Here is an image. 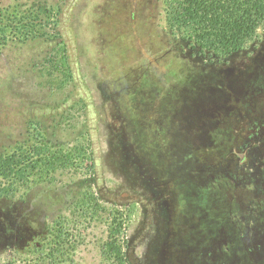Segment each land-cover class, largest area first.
<instances>
[{
  "label": "trees",
  "instance_id": "trees-1",
  "mask_svg": "<svg viewBox=\"0 0 264 264\" xmlns=\"http://www.w3.org/2000/svg\"><path fill=\"white\" fill-rule=\"evenodd\" d=\"M50 7L56 9L52 20L46 17ZM117 14L121 18L113 26L111 17ZM103 16L110 19L101 21ZM34 26L47 29L51 36L26 29ZM145 36L149 45L135 58L139 64L131 70L136 72L130 73V86L124 80L125 76L121 78L116 72L118 66L121 69L125 66L113 58L112 52L122 42L136 41L139 47ZM263 46L264 0H0V175L6 176L26 159L21 157L24 150L28 154L37 152L34 140L30 138L33 126L40 143L51 148L65 144L60 138L64 133L62 120L71 108L81 104L83 124L73 134L87 139L90 176L80 180L78 185H91L97 197L108 203L139 204L138 224L124 240L123 251H117L123 263L168 264L176 245V224L169 215L171 199L164 185L146 167L147 159H139L142 167L135 159L136 148L141 146L140 139L136 143L135 138L133 140L136 127H139L140 136L146 133L142 129L145 118H138L135 110L141 109L138 106L144 99L153 100L148 85L154 61H146L144 55L164 59L167 67L178 64L177 70L168 72L173 80L184 73L193 81L202 72L215 71L225 76L229 72L235 76L241 74ZM58 47L62 48L70 75L66 96L55 103L35 101L22 88L24 78L30 75L33 66L46 60ZM133 48L125 47L128 61L135 57ZM144 60L147 63H143ZM80 65L87 70L96 92L95 99L79 75ZM169 69L173 70V66ZM174 73L176 77L172 75ZM102 78L107 82L104 83ZM122 99L138 104L136 107L121 104ZM247 105L242 104L243 107ZM256 129L257 126L249 122L243 127L244 131ZM243 133L234 132L230 141L220 146L208 141L206 149L220 152V159L225 164L238 161L244 167L243 161L248 155L253 158L252 151H258L261 146H253L252 150L247 149L246 143L231 147V140L235 137L242 141L239 135ZM208 134L211 136V132ZM245 165L250 167L251 164L246 161ZM34 167L28 163L24 168ZM21 172L20 169L16 173ZM105 172L119 180L117 187L105 185ZM244 174L252 180L250 172ZM260 176L264 178V169ZM18 203L23 204L22 201L0 198L2 247L9 239L23 242L43 234L45 223L18 221L21 219ZM247 233L245 229L240 235L246 254L241 262H237L260 264L258 260L264 259V242L249 238ZM202 239L195 237V241ZM195 241L184 240L188 256L192 252H200L203 256L218 245L206 246L207 238L202 243ZM137 247L141 248L139 256L135 254Z\"/></svg>",
  "mask_w": 264,
  "mask_h": 264
},
{
  "label": "rangeland",
  "instance_id": "rangeland-1",
  "mask_svg": "<svg viewBox=\"0 0 264 264\" xmlns=\"http://www.w3.org/2000/svg\"><path fill=\"white\" fill-rule=\"evenodd\" d=\"M55 14V7H50L46 17L52 20ZM108 18L103 16L101 21ZM111 18L112 25L116 26L121 16ZM26 29L51 36L43 27ZM148 45L149 39L145 36L139 47L136 41L122 42L112 52L114 59L124 63L122 69L117 65L116 72L121 78L125 76L129 85L131 75L136 72L131 70L139 64L135 58ZM128 46H136L131 49L135 57L129 61L125 52ZM152 57L144 55L146 61H154L148 85L153 100L144 99L138 106L141 109L135 110L138 118H145L142 129L146 133L140 136L136 127L133 140H141L137 141L141 146H136L135 154L139 167L143 166L139 159L146 158V167L164 185L171 199L169 215L176 224V245L168 264H238L246 254L240 241L243 230H247L249 238L264 242V178L260 176L264 169V46L241 74L235 76L229 72L225 76L215 71L202 72L193 81L184 73L180 78L172 74L176 77L173 80L168 72L177 70L178 64L167 67L164 59ZM66 66L62 48L58 47L46 60L33 66L30 75L24 78L22 88L26 95L42 103L61 102L70 85ZM172 66L173 70L169 69ZM79 75L95 99L96 92L83 65L79 67ZM244 103L247 107L242 106ZM121 104L136 107L138 103L134 105L122 99ZM83 120L81 104L66 113L62 120L64 133L60 136L65 144L56 148L40 143L35 126L31 127L30 138L37 152L28 154L24 150L21 157L26 159L6 176L0 175V198L5 200L15 201L27 188L38 185L65 192L60 205L51 206L52 216L45 219L44 229L47 230L23 242L6 241L5 247L0 246V264H126L117 251H123V242L135 230L141 209L135 202L108 203L97 197L91 185H78L80 180L90 176L87 139L73 134ZM248 122L257 129L244 131ZM237 131L244 132L239 135L243 140L234 137L231 147L240 143L248 144V150L261 146L258 151H252L253 158L250 155L246 158L250 167L245 165V160L244 167L238 161L225 164L220 152L206 149L208 141L220 146L228 143ZM28 163L35 167L25 169ZM20 169L21 174H17ZM247 171L252 180L244 174ZM103 178L109 188L119 185V180L109 172H105ZM195 237L203 239L195 241ZM206 238V246L218 244L214 251L203 256L192 252L188 256L184 240L202 243ZM140 252L141 248L137 247L135 254L139 256ZM259 261L264 264V259Z\"/></svg>",
  "mask_w": 264,
  "mask_h": 264
},
{
  "label": "flooded vegetation",
  "instance_id": "flooded-vegetation-1",
  "mask_svg": "<svg viewBox=\"0 0 264 264\" xmlns=\"http://www.w3.org/2000/svg\"><path fill=\"white\" fill-rule=\"evenodd\" d=\"M32 189L33 190L31 191H25L21 198L15 200L16 202L22 201L23 203H18V216L21 217L18 221L23 224L39 223L41 225L46 222V218L49 219V216H52L49 212L51 206H53V204L54 206H59L60 202L64 200L63 195L65 192L46 189L40 185L35 186ZM47 195H49V198L46 197Z\"/></svg>",
  "mask_w": 264,
  "mask_h": 264
}]
</instances>
